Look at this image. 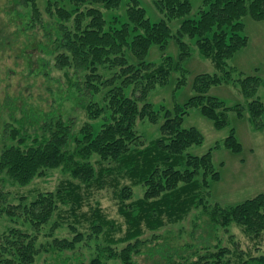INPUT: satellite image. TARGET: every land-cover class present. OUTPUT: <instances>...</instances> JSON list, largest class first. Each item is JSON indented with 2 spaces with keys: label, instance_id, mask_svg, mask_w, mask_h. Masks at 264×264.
<instances>
[{
  "label": "trees",
  "instance_id": "trees-1",
  "mask_svg": "<svg viewBox=\"0 0 264 264\" xmlns=\"http://www.w3.org/2000/svg\"><path fill=\"white\" fill-rule=\"evenodd\" d=\"M11 1L29 9L20 13L13 11L18 17L17 32L35 29L42 33L36 37L35 47L42 53V71L49 74L51 61L57 69L72 68L74 74L66 71L70 86L67 97L76 102L81 96L93 97L101 92L104 106L98 102L86 106L93 118L110 111L111 120L99 129L92 123L77 128L75 117H65L56 108L49 111L32 108L27 115L29 126L24 119L18 121L19 127L7 124L6 137L11 142L5 143L0 154L1 181L25 185L46 169L62 167L80 183L69 181L68 186L41 193L24 204H14L8 192L0 188V219L7 215L15 220L25 215L38 229L49 221L60 202L70 204L76 213L81 205L78 199L81 183L102 187L108 182L115 187L118 210L126 229L123 236L115 238L112 231L121 227L107 218L100 207L94 208L89 217L91 229L96 234L105 232L107 243L88 264H107L111 258H120L124 264H140L134 255L143 252L141 247L147 240L142 235L146 230L153 231L167 222L178 221L201 206L213 225L237 223L254 237L264 233V192L228 206L207 203L205 194L211 182L220 180L221 175L214 167L210 151L197 155L188 150L203 142L202 132L195 126L183 127L184 115L190 107H198L217 129L227 126V111L242 114L245 110L239 104L227 106L207 91L212 85L234 80L233 71L227 70L226 65L229 58L249 43L243 17L250 15L255 20H264V0H204L196 18L189 17L193 9L191 0H155L157 9L164 15L159 20L148 17L141 0H129L125 18L111 15L110 21L105 10H118L125 0H46L50 21L43 19L39 0ZM173 19L181 20L175 33L169 25ZM72 20L74 23L70 24ZM185 36L196 39L201 55L211 58L222 73L197 74L194 81L197 94L184 104L164 109V121L159 127L161 135L146 144L136 130L137 121L148 118L152 123L159 122L160 110L146 100L156 85L166 84L173 71L180 70L182 61L191 56L193 47L185 41ZM172 38L180 50L176 59L169 55L159 63L146 59L153 45L164 51ZM129 53L136 61H131ZM103 66L118 70L106 77L99 71ZM239 81L242 93L249 98L264 83L256 75ZM246 109L253 127L262 129L264 102L252 99ZM224 144L233 152L243 149L234 129ZM96 154L99 159L95 163L92 157ZM136 184L146 187L139 198L133 197L132 185ZM70 226L74 232L72 239L55 237L43 249L56 251L61 259V251L75 249L85 236L76 224L70 223ZM37 239V235L21 227L4 231L0 234V264H34L41 250ZM113 243L125 245L118 249ZM231 253L229 247L216 244L214 249L212 245L198 247L188 255H179L178 260L171 254L163 258L165 264H234ZM238 255L237 264H264V254L246 259L242 252Z\"/></svg>",
  "mask_w": 264,
  "mask_h": 264
},
{
  "label": "rangeland",
  "instance_id": "rangeland-1",
  "mask_svg": "<svg viewBox=\"0 0 264 264\" xmlns=\"http://www.w3.org/2000/svg\"><path fill=\"white\" fill-rule=\"evenodd\" d=\"M128 1L125 0L118 10L104 9L108 20H111V15H118L124 19ZM141 1L147 10L148 17L152 20L164 17L157 9L155 0ZM191 1L193 9L189 17L196 18L199 16L204 0ZM38 2L43 19L50 21L52 18L45 9L46 0ZM66 6L71 8L69 4ZM28 10V7L15 1L0 0V154L5 143L11 142V139L6 137L7 124L9 127L11 125L19 127L18 121L22 119L27 123V115L32 108L35 111H49L56 108L64 113L65 117H75L77 128L92 123L99 129L103 123L111 120L110 111L106 110L98 118H93L86 106L92 102H98L100 106H104L101 92L95 93L93 97L81 96L76 102L67 97L70 86L66 71L74 74L72 68L57 69L54 67V61H51L49 74L42 71L40 62L42 53L35 48L37 36L42 33L39 34L35 29L29 32H17L18 17L13 11L20 13ZM243 21L249 43L229 58L226 65L227 70L233 71L234 80L212 85L207 94L219 97L227 106L242 105L245 110L242 114L236 110L227 111L228 124L221 129H217L213 121L204 116L198 107H190L183 120V127L195 126L204 136L201 144H194L188 148L189 152L202 155L210 151L214 167L221 175L220 180L211 182L208 193L205 194L210 206L236 204L264 192V127L256 130L246 109L248 102L252 99H260L264 102V83L259 86L257 93L249 98L242 93L239 81L240 78L255 75L264 79V20H255L250 15H246ZM180 22V19L169 22L173 33L179 28ZM71 23L73 24L74 21L72 20ZM185 41L193 47L191 56L182 61L180 70L173 71L166 84L156 85L149 92L146 100L151 102L156 110H160L159 122L152 123L148 118H139L137 121L136 130L142 135L146 144L161 135L159 127L164 121V109H172L177 103L184 104L189 97L197 94L194 85L197 74L222 73L211 58L201 55L195 44L196 39L185 36ZM179 51L176 40L172 38L164 51L159 46L153 45L146 59L156 63L161 62L166 55L176 59ZM129 58L131 61H136L130 53ZM114 70L118 68L108 70L106 66H103L99 69L106 77L112 76ZM128 92L132 94V89ZM27 125L29 126V123ZM231 129H234L243 145L241 152H233L224 144ZM98 159L97 154L93 155L92 162L96 163ZM96 165L99 167L98 164ZM127 180L126 182L130 183ZM69 181L80 183L69 171L58 167L46 169L44 174L36 176L25 185L10 180L7 182L0 180V188L8 192L11 202L24 204L33 201L41 193L55 192L59 187L68 186ZM132 189L133 197L139 198L143 196L146 187L144 184H136L132 185ZM79 192L81 197L78 199L81 205L76 209V213L72 212L70 204L60 202L49 221L38 229L27 220L25 215L16 217L15 220L4 215L0 219V234L15 226L37 235V245L41 250L34 264H88L107 243L105 232L96 234L93 228L91 229L89 217L93 209L100 207L107 218L113 219L121 227V229L114 228L115 230L112 231L115 238L124 235L126 225L124 217L118 210L119 200L113 185L107 182L104 186L98 187L96 184L81 183ZM78 218L80 221L77 220ZM70 223L76 224L77 228L84 232L85 239L78 243L75 249L61 251L63 258H67L64 262L63 258L57 257L56 251H46L43 246L52 242L55 237L72 239L74 232ZM142 238L147 240V243L145 242L146 244L141 247L143 252L134 255V259L140 264H165L164 255L171 254L178 260L179 255H188L204 245H212L214 249L216 244L231 249L232 253L229 256L234 264L239 262L238 252H242L244 259L250 255L264 254V233L260 237H254L247 234L243 226L237 223L228 226L213 225L209 216L203 213L202 206L193 208L178 221L167 222L153 231L146 230ZM124 245L125 243L112 244L115 248L118 246V249ZM106 262L107 264H124L120 258H111Z\"/></svg>",
  "mask_w": 264,
  "mask_h": 264
}]
</instances>
